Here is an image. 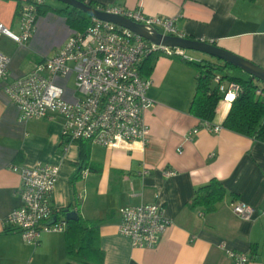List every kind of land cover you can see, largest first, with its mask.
Returning a JSON list of instances; mask_svg holds the SVG:
<instances>
[{"label": "crops", "instance_id": "obj_1", "mask_svg": "<svg viewBox=\"0 0 264 264\" xmlns=\"http://www.w3.org/2000/svg\"><path fill=\"white\" fill-rule=\"evenodd\" d=\"M24 1H0V23L14 34L19 33L16 13ZM84 1L95 8L141 9L150 17L176 18V28L186 39L212 43L264 69V0ZM75 33L63 16L48 13L37 17L27 44L0 38V52L10 59L9 76L0 81V264H66L64 233L43 234L32 245L3 226V219L20 205V177L11 165L36 164L59 168L55 209L70 208L83 221L97 223L103 264H230L227 251L246 254L249 264H264V144L226 130L217 135L200 130L185 142L199 125L189 113L197 73L187 60L154 54L158 58L147 78L152 105L144 113L149 129L145 146L107 149L79 142L63 153L60 117L19 122L5 84L29 75ZM184 56L199 61L186 51ZM70 81L74 86L73 75L54 82L72 102L74 91L65 90ZM229 108V102L218 104L214 125H222ZM82 143L88 144L84 176L79 171ZM167 171L174 175L165 177ZM212 179L225 190L215 211L190 208L195 193ZM154 202L162 205L170 226L154 250L133 249L118 234L119 210ZM238 203L255 209L249 220L231 212Z\"/></svg>", "mask_w": 264, "mask_h": 264}, {"label": "built area", "instance_id": "obj_2", "mask_svg": "<svg viewBox=\"0 0 264 264\" xmlns=\"http://www.w3.org/2000/svg\"><path fill=\"white\" fill-rule=\"evenodd\" d=\"M43 0L23 3L16 14L18 34L0 23V38L16 45H25L32 37L37 7ZM97 10L123 17L134 24L149 27L162 36L185 38L176 28V18L150 17L141 9L97 7ZM180 57L187 60L184 50L152 44L132 32L113 24L91 18L84 33L73 34L51 58L38 63L27 76L5 84L4 92L18 111L19 122L39 119H62L61 150L79 142L107 149L126 148L135 143L145 146L149 129L145 111L152 105L147 97L150 80L139 75V65L149 55ZM10 59L0 52V81L9 76ZM74 76L75 97L64 99L56 79ZM218 79L216 80V82ZM223 101L231 102L240 89L233 83L219 85ZM260 95V92H256ZM204 130L217 135L223 128L210 122H199L185 142ZM20 177L17 195L20 205L3 219L7 231L17 233L27 244L36 245L43 234H62L66 219L53 207V193L58 179L57 166L36 164L33 167L11 165ZM87 170L82 171L84 176ZM174 173L167 171L165 177ZM233 215L249 220L255 209L238 203ZM118 234L133 249L154 250L170 226L162 205L157 203L128 206L119 210ZM230 264H249L246 254L227 251Z\"/></svg>", "mask_w": 264, "mask_h": 264}, {"label": "trees", "instance_id": "obj_3", "mask_svg": "<svg viewBox=\"0 0 264 264\" xmlns=\"http://www.w3.org/2000/svg\"><path fill=\"white\" fill-rule=\"evenodd\" d=\"M29 1L25 0L23 3ZM80 1L86 3L84 0ZM88 5L95 8L91 3ZM48 13L63 16L67 26L76 33H84L91 24V17L86 14L67 7L64 10L53 9L43 0V4L37 7L36 19L38 16H45ZM156 58H158L157 55H149L141 62L139 65L141 78L147 79L151 75L152 63ZM187 64L197 73L189 113L199 122L213 123L216 108L223 101V95L218 90L219 85L233 83L239 87L240 93L230 104L227 116L221 125L223 130L264 144V83L249 76L246 80L236 77L232 74L237 73L238 69L218 60H200L198 62L188 60ZM239 72L241 71L239 70ZM257 91L260 92V95L256 94ZM82 145L84 148L80 158L79 171L88 168V144L82 143ZM224 195L225 190L221 183L212 179L195 193L189 206L192 209L202 208L207 214L212 213ZM59 211L65 217L66 211H70V208ZM64 237L66 264H103L104 253L99 246L96 222L87 223L78 215L77 221H67Z\"/></svg>", "mask_w": 264, "mask_h": 264}, {"label": "water", "instance_id": "obj_4", "mask_svg": "<svg viewBox=\"0 0 264 264\" xmlns=\"http://www.w3.org/2000/svg\"><path fill=\"white\" fill-rule=\"evenodd\" d=\"M55 1L65 5L67 8L76 9L91 18L126 29L152 44L167 48H177L184 51H193L207 55L215 60L221 61L240 70L251 78L264 83V69H261L251 62L246 61L236 55L224 51L214 46L212 43L186 38L162 36L149 27L134 24L120 16L103 13L96 8L90 7L87 3L81 2L80 0ZM65 219L66 221H77L78 215L75 212L66 211Z\"/></svg>", "mask_w": 264, "mask_h": 264}, {"label": "rangeland", "instance_id": "obj_5", "mask_svg": "<svg viewBox=\"0 0 264 264\" xmlns=\"http://www.w3.org/2000/svg\"><path fill=\"white\" fill-rule=\"evenodd\" d=\"M45 1H46L49 5H56V6H59V7H64V8H66L65 5L59 3V2H57V1H55V0H45ZM186 53H187L188 55L192 56V57L195 58V59H199V61H200L201 59L208 60V61H215V59H213V58H211V57H209V56H207V55L201 54V53H197V52H193V51H186ZM236 72H237L241 77H248L247 74H245V73H243V72H239V70L236 71ZM65 90H66L67 93H70V92L75 91V88H74V86H73V82L70 81V82L65 86Z\"/></svg>", "mask_w": 264, "mask_h": 264}]
</instances>
